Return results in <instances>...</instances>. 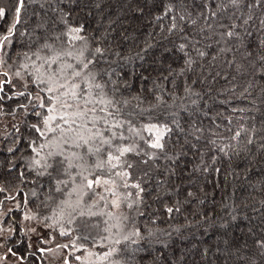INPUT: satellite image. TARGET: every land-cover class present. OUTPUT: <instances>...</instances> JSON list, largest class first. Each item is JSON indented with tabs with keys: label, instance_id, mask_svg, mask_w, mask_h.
I'll use <instances>...</instances> for the list:
<instances>
[{
	"label": "trees",
	"instance_id": "trees-1",
	"mask_svg": "<svg viewBox=\"0 0 264 264\" xmlns=\"http://www.w3.org/2000/svg\"><path fill=\"white\" fill-rule=\"evenodd\" d=\"M14 2L9 3L8 18H0V38L14 22ZM39 3L43 0H26L21 22L0 52L6 61L0 73H9L0 76V81H12L0 92L5 97L0 101V189L4 190L0 212L7 209L5 219L12 229L3 240V247L15 253L8 252L9 256L19 264H43V252L29 243L21 217L29 211L35 219L45 220L57 201V188L65 187H57L52 170H48L51 175H38L43 169L32 164L29 143L42 140L31 127L38 117L31 106L27 111L19 107L28 101L15 95L24 89L14 73L23 72L18 64L25 53L31 56L30 49L52 42L50 37L61 27L54 21L70 11L69 22L85 25L91 47L106 49L97 70L110 73L119 86L117 98L129 101L124 111H133V119L142 123L146 121L134 110L137 106L150 110L153 122L168 123L173 129L167 156L160 155L148 165L138 163L140 157H130L138 164L134 176L143 177L146 191L140 208L129 212V222L142 238L128 243L119 257L121 264H264V249L257 245L264 240V149L260 138L246 145V138L232 141L226 131L231 120L233 130L241 123L245 127L254 124L258 136L264 137V61L260 59L264 56V26L260 24L264 0L259 5L242 0L239 8L223 0L224 9L216 7L221 0H185L186 10L178 7L185 20L177 19V26L184 28L189 40L199 41L196 46L206 53L199 57L189 46L187 51L195 61L191 70L178 51V45L186 41L177 32L167 31L168 18L162 21L163 30L155 20L161 13V0H51L52 7L45 4L44 9ZM209 11L218 15L206 21L201 13ZM249 16L252 19L244 24ZM41 21L46 31L37 28ZM232 24L237 25L232 29L237 35L229 38L224 33ZM233 108L245 111L233 112ZM225 145H229L227 155L217 151ZM168 207L179 211L168 213ZM82 233L81 228L79 236Z\"/></svg>",
	"mask_w": 264,
	"mask_h": 264
},
{
	"label": "snow or ice",
	"instance_id": "snow-or-ice-1",
	"mask_svg": "<svg viewBox=\"0 0 264 264\" xmlns=\"http://www.w3.org/2000/svg\"><path fill=\"white\" fill-rule=\"evenodd\" d=\"M28 2L38 3L39 0H28ZM70 2L76 3L77 0H70ZM241 3L242 0H227V5L234 8H239ZM45 4L52 7L51 0H43V3H39V7L44 9ZM255 4H261V0H255ZM227 5L221 0L220 4H216V7L224 9ZM178 7H183L186 10L185 0H169L168 3L161 0V13L155 17V20L163 30L162 21L168 18L171 23L167 31L169 33L177 32L180 39L186 41L178 45V51L184 54L185 66L191 70L195 61L187 51L189 46L199 57H204L206 53L200 51L196 46L199 41L189 40L188 36L184 35V28L177 26V19L185 20V15L178 11ZM204 7L209 9L210 5L205 4ZM248 7H252V5L249 4ZM25 8L26 0H17L14 22L8 28L7 34L0 38V52H4L5 45L13 34V29L21 22V13ZM52 10L59 11L55 8ZM140 11L142 12V9ZM70 14V11H65L57 21H54L61 27L58 33L50 37L52 42L41 44L31 56L25 53L24 59L31 63H22L20 69H23V72L16 70L14 73L17 80L22 81L24 89L15 95L24 97L28 101L27 104H20L19 107L25 111L29 106L32 107L33 114L38 117V122L33 123L31 127L37 133L38 138H42L44 141L37 144L36 140H32L29 143L31 151L38 157L32 160V164L43 169L38 175L46 173L51 175L52 173L48 171L51 169L60 176H66L68 179L57 180V184H63L66 187L69 183L74 185L68 195L75 194L78 197L77 206L87 196L89 199L95 200L94 204L89 205L90 209L103 204L104 207H110L113 210H119L122 207L138 210L145 201L146 190L142 186L143 177L134 176V169L138 164L130 157H140L138 163L148 165L149 161L154 162L160 155L167 156L166 145L173 129L168 123L153 122L150 110L141 109L138 106L134 110L136 116L146 121L142 123L133 119V111H124L129 101L117 98L119 86L111 80L110 73L97 70V65L104 57L106 49L100 46L92 48L85 25L70 23L68 19ZM33 15H37V13H33ZM201 15L207 21L217 17L218 13L209 11L208 15H204V13ZM5 17L6 10L0 8V18ZM251 19L252 17L249 16L243 23L247 24ZM191 23L195 24L196 21L192 20ZM260 24L264 26V20H261ZM208 27L210 28L211 25ZM236 27L235 24L230 25L224 35L229 38L237 35L232 30ZM37 28L46 31L47 25L41 21L37 24ZM260 59L264 61V56H261ZM5 64L3 56H0V66ZM179 74H183V69ZM8 75L7 71L0 73V76L8 77ZM106 76L108 79H105ZM6 84H12L11 79L0 81V92H4ZM185 90L186 92L191 91L190 88ZM247 92L248 89H244V93ZM244 93H241V97H244ZM7 98L13 99V96ZM4 99V96H0V101ZM160 99L157 97L158 101ZM36 109H40V111ZM232 111L244 112L245 110L233 108ZM172 123L179 128L174 118ZM231 123L232 121L229 120V127L226 131L231 133L232 141H239L244 137L246 145H252L256 138H260V148L264 149V137L258 136L254 124L245 127L241 123L233 130L230 126ZM217 127L219 126L217 125ZM197 131L201 130L197 129ZM211 144L216 146L217 141L212 140ZM228 146L219 147L217 151L227 155L226 148ZM45 149H47L46 153L41 155ZM215 159L216 157L213 156V163H215ZM89 160L92 161L91 164H89ZM204 170L207 171V168ZM73 171H75V175H73ZM214 171L218 173L220 169L216 168ZM143 175L147 176L148 172L145 171ZM2 191L4 190L0 189V192ZM57 191H61V189L58 187ZM188 195L191 196L192 193L189 192ZM174 210L179 211L178 208H166L168 213H172ZM79 215L83 217L85 213L81 211ZM87 215H106L117 221L116 224L103 229L107 234L111 233V228H116L119 231L122 227H127L125 221L130 219L128 216L119 215L116 211L111 210L107 213L89 211ZM35 218V216H25V219ZM72 222L70 218L68 223ZM104 223L107 225L108 221L106 220ZM94 227H98V225H94ZM59 234L68 236L70 232L61 230ZM134 237L142 238L138 228L123 235L122 238H115L112 235L101 236V241H107L102 245L105 248L103 252H92L83 245L77 248V251L87 252V257L94 258L93 264H121L119 257L126 252L128 243H137V239ZM81 238L87 240L89 236L77 237V239ZM257 245L264 249V240L257 241ZM72 246L75 247V242ZM57 247L67 248L69 245H58ZM47 251H52V249ZM8 252L12 253V250L8 249ZM0 259H7V257H0ZM76 259L82 264H86L85 257L77 256Z\"/></svg>",
	"mask_w": 264,
	"mask_h": 264
},
{
	"label": "rangeland",
	"instance_id": "rangeland-1",
	"mask_svg": "<svg viewBox=\"0 0 264 264\" xmlns=\"http://www.w3.org/2000/svg\"><path fill=\"white\" fill-rule=\"evenodd\" d=\"M10 1L12 2V0H0V8H4L6 10L7 18L10 13V8L8 9V7H10ZM38 48L39 47L37 46L33 47L32 49H30V52L33 53L37 51ZM33 59H35V57H33ZM26 62L31 63V61H26L24 59L20 64H18V67L20 68V65ZM37 63H39V61H37ZM43 142L44 141L42 139L40 143ZM46 151L47 149H45V151L42 152L41 155H44ZM35 158L38 157H36L34 153V157L32 158V160ZM91 162L92 161L89 160V164H91ZM52 173L56 180L68 179L66 176L58 175L56 172L52 171ZM73 175H75V171H73ZM77 180L79 182L78 178ZM73 186L74 185L69 183L67 187L65 186L62 188V191H58L59 194L57 195V201L53 209L50 211L48 217H46L47 219H25V216H32L28 213L29 211H27V213L23 214L21 217V226L29 243L31 245H35L37 250L41 251V249H44V251H41L43 252V264H65V261H67V264H82L81 261H78L76 259L77 256L85 257L86 264H93L94 258L87 257V252L77 251V248H80V246L83 245L86 249L92 252L100 253L105 250L102 245L107 243V241L100 240L101 236L112 235L115 238H122L123 235H126L129 232L135 230V227L133 228L129 221H125L127 227H122L119 231L116 228H111L110 234L105 233L103 229L105 227L116 224L117 221L110 219L106 215L89 216L87 215L89 211L97 213H107L111 210L116 211L119 215H125L129 217L130 209L122 207L119 210H113L110 209V207H104L103 204H99L96 207H92L90 209L89 205L94 204L95 200L89 199L87 196H85L83 201L77 206L76 201L78 197L75 194L71 196L68 195ZM81 211L85 213V216L81 217L79 215ZM6 212L7 209H3V211L0 212V257L6 256L7 259H0V264H19V261L16 258L14 259L10 257L7 249L3 247V240L8 235L12 234L10 224L5 219ZM70 218L73 221L72 223H68V220ZM106 220L108 221L107 225H105L104 223V221ZM49 225H51V227H49ZM94 225H98V227H94ZM81 228L85 234L82 233V235L79 236L78 232L81 230ZM33 229H35V231H33ZM61 230L69 231L70 235L61 236L59 234ZM86 235L89 236V239H87L89 241L82 238L77 239V237H83ZM73 242H75V247L72 246ZM65 244L69 245V247H57L58 245ZM48 249H52V251H47Z\"/></svg>",
	"mask_w": 264,
	"mask_h": 264
}]
</instances>
